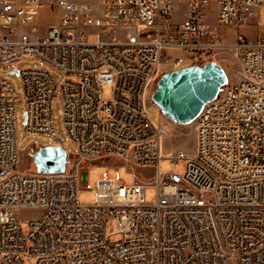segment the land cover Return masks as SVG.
I'll use <instances>...</instances> for the list:
<instances>
[{"label":"built area","instance_id":"built-area-1","mask_svg":"<svg viewBox=\"0 0 264 264\" xmlns=\"http://www.w3.org/2000/svg\"><path fill=\"white\" fill-rule=\"evenodd\" d=\"M211 1L185 0L175 21V0H0V264H264V33L227 43L207 20ZM215 1L218 27L264 25V0ZM42 7L57 15L45 36ZM226 50L245 78L203 107L193 153H165L175 123L152 102L164 66L204 65L196 57ZM23 59L40 65L18 69ZM5 68L19 72L22 92ZM57 97L76 155L55 146L68 157L153 169L152 181L135 175L129 187L105 173L91 185L88 170L71 172L68 160L62 174L21 171L18 107L27 136L57 142ZM181 161L179 175L171 168ZM148 186L157 188L153 204ZM80 187L97 202L80 204ZM26 210L40 213L25 224Z\"/></svg>","mask_w":264,"mask_h":264},{"label":"rangeland","instance_id":"rangeland-1","mask_svg":"<svg viewBox=\"0 0 264 264\" xmlns=\"http://www.w3.org/2000/svg\"><path fill=\"white\" fill-rule=\"evenodd\" d=\"M86 2H92L93 0H85ZM176 10L173 14V19L178 21L182 18L186 12L185 0H175ZM217 4L213 0L210 2L207 13V20L211 24L213 30L218 31L225 37L227 43L232 42L236 36L242 35L250 43H255L258 37L264 33V25L260 26L257 24V19H252L249 25H243L240 28H233L231 26L218 27L215 22V13H216ZM39 29L41 36H45L48 33V30L57 23V15L49 7H42L40 9V19H39ZM264 22V20H263ZM84 31L87 33V36L91 37L95 35L92 29L85 28ZM32 38H37V33H31ZM213 61H216L220 64L226 71L229 79V83L239 82L245 78L242 67L238 62L237 58L234 56L232 51L226 50L219 53L215 56ZM40 63L36 60L23 59L19 61L16 65L18 69H27L39 66ZM164 73L169 72L167 67L164 66ZM2 75L7 76L11 80L18 92H22V84L19 75L11 74L10 68H5L1 70ZM163 73V74H164ZM58 81H61L59 75H55ZM227 84V85H228ZM104 94L111 98L112 92L109 87H104ZM54 118L57 128V135L59 140L53 142L51 139L44 138L41 135H28L25 131V109L24 106L20 105L17 111L16 119V128L18 131V149L20 153V164L19 169L23 172L34 173L36 172V166L32 157V153L37 151L40 147L44 146H55L58 143H61L65 148L69 150V153L76 155V150L71 143L70 138L68 137L63 120L62 114V102L59 97L56 98L54 104ZM176 125V126H175ZM174 125L175 131L172 133L171 137L164 140L163 150L165 153L175 152L178 149L185 150L188 153H193L195 150V125L192 124L181 126ZM33 149V151H31ZM68 161L70 162V171L76 172L79 170H88V183L94 185V183L105 173L116 181H121L127 186H133L135 183V175L140 176L143 180L151 182L153 179L154 170L150 168H141L136 169L129 168L125 162L116 158H106V159H83L80 157L69 156ZM171 164V161L164 160L160 164L161 173L167 172V166ZM171 170L179 175L185 173L186 170V161H181L178 167L172 165ZM82 185V183L80 182ZM157 199V188L155 186H148L145 189V202L148 204H153ZM78 202L80 204L91 205L97 202V194L93 190L79 188L78 191ZM40 212L34 210H26L21 212L20 217L25 221V224H28L31 219H34L39 215ZM27 232V229H25ZM116 231L115 222H110L108 225V232L113 233ZM116 239L117 237H113Z\"/></svg>","mask_w":264,"mask_h":264},{"label":"water","instance_id":"water-1","mask_svg":"<svg viewBox=\"0 0 264 264\" xmlns=\"http://www.w3.org/2000/svg\"><path fill=\"white\" fill-rule=\"evenodd\" d=\"M11 74H19L17 70ZM229 82L224 68L210 60L204 65H192L164 73L152 102L161 113L177 125L192 124L203 107L215 100ZM40 174H62L66 171L68 154L61 146L40 147L32 154Z\"/></svg>","mask_w":264,"mask_h":264},{"label":"bare ground","instance_id":"bare-ground-1","mask_svg":"<svg viewBox=\"0 0 264 264\" xmlns=\"http://www.w3.org/2000/svg\"><path fill=\"white\" fill-rule=\"evenodd\" d=\"M120 1H129V0H120ZM211 59H213V57H196V64H205Z\"/></svg>","mask_w":264,"mask_h":264},{"label":"crops","instance_id":"crops-1","mask_svg":"<svg viewBox=\"0 0 264 264\" xmlns=\"http://www.w3.org/2000/svg\"><path fill=\"white\" fill-rule=\"evenodd\" d=\"M186 13V12H185ZM185 17V14H184V16L182 17V18H180V19H178V21H181V20H183V18Z\"/></svg>","mask_w":264,"mask_h":264}]
</instances>
